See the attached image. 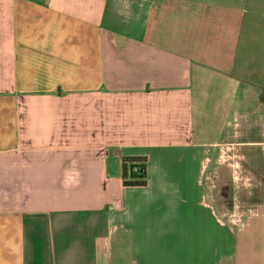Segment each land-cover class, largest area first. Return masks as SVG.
Returning a JSON list of instances; mask_svg holds the SVG:
<instances>
[{"label":"crops","instance_id":"obj_1","mask_svg":"<svg viewBox=\"0 0 264 264\" xmlns=\"http://www.w3.org/2000/svg\"><path fill=\"white\" fill-rule=\"evenodd\" d=\"M249 1L0 0V264H242L210 197L264 107Z\"/></svg>","mask_w":264,"mask_h":264},{"label":"rangeland","instance_id":"obj_2","mask_svg":"<svg viewBox=\"0 0 264 264\" xmlns=\"http://www.w3.org/2000/svg\"><path fill=\"white\" fill-rule=\"evenodd\" d=\"M248 1L243 0V9L250 6ZM256 8L264 10V0H254V9ZM252 80L254 91L260 100L264 101V15L255 12ZM253 118L254 125H240L235 140L241 143V171L234 174L231 169H222L212 178L210 197L215 220L220 219L216 207L221 215H225L229 225L245 228L247 226L244 234L249 244L247 246L243 243L245 246L242 247V264H264V107L254 110ZM220 161L222 166L230 167V163L234 164L230 155ZM256 211L263 213L258 214L260 216L254 224Z\"/></svg>","mask_w":264,"mask_h":264},{"label":"trees","instance_id":"obj_3","mask_svg":"<svg viewBox=\"0 0 264 264\" xmlns=\"http://www.w3.org/2000/svg\"><path fill=\"white\" fill-rule=\"evenodd\" d=\"M121 176L124 187H145L147 184L146 158H124Z\"/></svg>","mask_w":264,"mask_h":264}]
</instances>
